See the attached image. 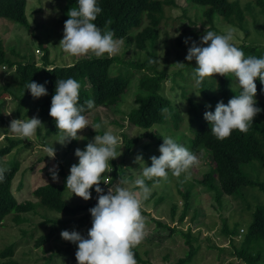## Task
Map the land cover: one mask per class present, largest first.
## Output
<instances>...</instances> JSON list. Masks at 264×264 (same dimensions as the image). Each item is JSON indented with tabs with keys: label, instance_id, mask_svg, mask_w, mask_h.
I'll return each mask as SVG.
<instances>
[{
	"label": "trees",
	"instance_id": "1",
	"mask_svg": "<svg viewBox=\"0 0 264 264\" xmlns=\"http://www.w3.org/2000/svg\"><path fill=\"white\" fill-rule=\"evenodd\" d=\"M189 1L201 7V15L210 24L211 29H215L213 23L215 19H219L248 34L244 20L245 13L256 7L264 13V0H248L243 6L238 0ZM176 2V0H98L102 12L98 14L94 23L102 31L112 30L114 38L123 40L126 46L133 45L138 50H144L148 57L143 58L142 61L124 60L120 55L109 56L105 54L102 57H82L67 65H52L49 60L48 48L40 44L39 47L43 49V53L39 65L35 61L27 60L26 55L19 53L14 54L19 55L23 60H12L7 56L0 42V66H14L17 75V79L13 82L15 91L10 90L8 85L0 86V110L4 105V97L8 94H13L17 99V111L23 107L26 100H31L36 103L41 120H46V132L55 134L60 130L56 128L54 118L50 117L48 113L57 79L72 77L80 82L79 103L93 99L95 101L94 107L102 106L114 112L119 111V105L123 101L124 95L132 89L136 106L132 107L125 115L128 123L132 127L146 130L154 125H167L170 136L178 143L187 147L198 157L208 154L211 157L209 168L202 173L197 182L208 189L215 190L216 199L220 197L217 184L220 190L227 195L240 196L242 187H253L261 190L264 196V92H262L264 84H261L258 78L254 81L256 84L255 99L257 106L262 111L253 118L248 131L233 130L227 138L222 140L212 135L211 126L203 119V113L206 110L213 111L218 101L227 104L234 94H238L239 86L234 76L219 74L218 76L206 77L200 85L188 83L181 86L182 97L187 103L184 112L162 93V83L166 78V73L158 69L155 62L149 63V58L154 59L152 49L159 34V26L164 18V11L167 7L176 6ZM26 4L27 0H0V18L29 28ZM72 7H76V0H63L60 5V22L64 23L68 19L67 12ZM178 43L184 44V41L178 40ZM238 47L243 49L245 55L257 57L264 55V48L260 45L243 42ZM122 64L125 65L118 66ZM189 76L191 77L192 73ZM187 80V78H183L184 82ZM28 81H36L41 84L47 81L45 87L48 94L33 98L27 89L24 90V85ZM206 105H210V107L206 108ZM0 118L6 121L1 113ZM144 135L156 140L158 145L163 142L161 133L155 130L146 131ZM4 136H6L8 144L0 147V167L6 168L7 171L3 182H0V228L3 227L4 220L8 215H11L16 224H20L26 219L23 214L36 213L37 207L68 216H75L83 212V216L80 217L82 220L90 218L88 209L95 205L97 194L93 189H90L89 191L93 192V196L89 202L71 205L66 199L68 189L65 186V178L68 172L62 165L58 167L60 183L48 181L35 187L31 193L35 200H17L11 188L19 170V161L12 156L5 161L3 157L9 155L14 148L19 150L22 139ZM137 139L138 137L131 138L123 133V142L126 146L125 155L130 153V149ZM75 141L76 139L71 140L68 143L69 147L73 146ZM147 148L148 145H145L136 152L143 157L146 166H150L149 158L153 155L159 156L160 153H144L143 150ZM253 161L258 163L259 168H250L248 170L250 174H246L243 165ZM122 164L123 161L117 163L114 159L110 160V180L106 177L110 183L119 176L123 177ZM48 175L51 177L50 173ZM169 175L180 181L184 178L185 172L176 177L169 171ZM104 178L102 174L103 181L100 182V185L106 192L110 183L105 184ZM150 181L146 180V184ZM21 185L22 181L20 180L17 187L20 188ZM191 188L192 183L188 184L187 189L182 192L180 184L177 183L176 191L183 200V209L178 216L179 222L183 220L189 208ZM240 197L242 199V196ZM260 198L261 194L258 192V196L252 194L249 200L242 199L245 213L251 210L250 222L246 223L243 213H240L238 214L239 220L233 221L231 225L223 222L221 227V232L229 239L233 254L245 264H264V197L262 202L258 203ZM253 203L256 204L252 206ZM175 208L176 205H173L172 215ZM41 215L44 220L39 222L36 228L30 230L31 237L39 225L45 224L43 222L58 221L56 218ZM65 222L60 221V223ZM242 223L245 224V229L239 232ZM157 224L165 226L160 221H157ZM166 227L170 231H179L188 246L184 256L180 257L174 264H188L197 252V246L193 245L192 242L194 237L191 236L189 230L181 231L175 227ZM23 231L26 233L29 230ZM237 236L240 238L238 245L234 243V238ZM49 240L50 233H43L35 238L34 245L38 247ZM62 251L60 256L62 264L66 259L69 260L70 264H76L75 256L71 254L69 247H65ZM13 252V243L3 245L0 248V258H7V260L0 261V264H18L10 258ZM133 252L135 259L140 264L146 263V260L140 257L135 248ZM66 255L69 256L66 258ZM44 259L47 263H51L53 260L50 256L44 257Z\"/></svg>",
	"mask_w": 264,
	"mask_h": 264
},
{
	"label": "rangeland",
	"instance_id": "2",
	"mask_svg": "<svg viewBox=\"0 0 264 264\" xmlns=\"http://www.w3.org/2000/svg\"><path fill=\"white\" fill-rule=\"evenodd\" d=\"M176 1V6L167 7L164 11V18L159 26V34L152 52L154 53L156 67L166 73V78L162 83V93L184 112L187 103L182 97L181 86L188 83L195 84L193 77L189 75L193 71L192 67L196 65L195 61H185L184 59L191 41L187 44L185 42L184 44H179L178 40L185 41V38L190 37L191 40L198 42L199 37L207 29L221 32L225 27L231 25L215 19L213 23L215 29H211L210 24L201 15L200 6L189 0ZM238 1L241 6L248 2V0ZM62 2L63 0H27L26 14L30 23L29 28L0 18V42L7 56L12 60L19 61L23 59L14 53L24 54L27 60L35 61L40 65V57L43 53V49L39 47L40 44L48 48L49 60L52 65H67L82 57L95 56L92 53L71 56L64 52L58 45L63 35L64 23L59 21L60 5ZM244 20L246 21L248 34L233 26L238 30L234 43L237 46L243 42L252 43L264 48V13L260 12L258 7L251 8L250 12L245 13ZM121 41L120 50L116 55L122 56L124 60L142 61L143 58L148 57L144 50H138L133 45L128 47L123 40ZM178 62L185 63V66L179 67L176 64ZM15 72L14 66H0V86L8 85L10 90L15 91L13 85L14 80L17 79ZM218 75L213 74V76ZM183 78H187V82H184ZM133 97L131 89L130 92L124 95L123 101L119 105V111L117 112L102 106H96L90 110L86 114L89 120V126L78 130V138L74 145L69 147L68 143L62 146L54 142L58 139L61 132L55 134L46 132V120H41L35 102L26 100L23 107L17 111V99L13 94L5 96L4 105L0 110L1 115L6 120L3 121L0 118V147L8 144L6 136L4 135H8L13 139H21L7 130L9 122L12 119L31 118L35 115L38 118L40 117L39 119L43 125V127L37 129L36 135L22 139L19 150L14 148L9 155L3 157L5 161L10 156L19 161V170L17 171L11 188L16 199L19 201L35 200L31 195L32 190L38 185L53 181L48 175L52 165L55 164L58 167L62 165L68 172L70 166L76 163L78 159L74 156V150L76 148L83 149L87 142L96 134H103L104 131H111L119 137L121 154L114 160L117 163L123 161V177L119 176L110 183L106 179L107 177L110 180V165L109 169L103 173L105 177L104 182L110 183L108 185L110 187L112 183L126 180L129 183L124 186L132 188L133 185L131 182L136 179L140 170L146 166L143 157L142 161L137 162L135 160V157L139 155L136 151L148 145V148L143 150L144 153H159L157 141L144 135V133L155 130L161 134L170 136L167 125H154L146 130L132 127L128 123L125 115L132 107L136 106ZM96 125L100 127L97 128ZM123 133L131 138L138 137L136 143L131 147L130 153L126 155L124 154L126 146L123 142ZM80 137L83 138L81 139ZM52 143L55 149V157L54 159H49L46 156L45 147L50 146ZM210 158L208 154L200 156L199 163L185 172L181 183V180L178 181V179H174V177L172 178L168 174L166 180H160L159 183H154V180H151L147 184L151 188V192L147 198L148 200L143 201L141 209L146 224L145 235L135 247L140 257L146 260L145 264H174L186 253L188 246L182 234L179 231H170L166 226L175 227L181 231L189 230L191 236L194 237L192 242L193 245L197 246V252L188 264H245L233 254V248L229 243L228 237L221 232L222 223L226 222L231 225L233 221L239 220L238 214L240 213H243L242 215H244L246 223L250 222L251 210L245 213V206L242 199L249 200L252 194L258 196L259 192L261 198L258 200V203H260L264 196L261 190L253 187L241 188L240 196H242V199L240 196L227 195L220 190L216 182L220 196L219 199H216L215 190L208 189L206 186L197 182V179L201 177L202 173L208 170L211 162ZM258 166L257 162H249L243 165V170L246 174H250L248 170ZM20 180L22 181V185L19 188L17 185ZM60 181L61 179L58 176V180L53 182L60 183ZM177 183L180 184V190L182 192L187 189L188 184L192 183L189 208L181 222L178 221V216L183 209V200L181 195L176 191ZM92 196L93 192H91ZM66 199L71 205H76L87 203L92 198L85 201L67 190ZM255 204L253 203L252 206ZM173 205H176V208L172 215ZM36 209V213H24L23 215L26 219L20 224H16L12 220L11 215L5 218L4 225L0 228V248L5 244L13 243L14 252L10 258L18 264H62L60 262V256L63 253L62 250L65 247H69L71 254H74L76 245L63 240L60 232L62 230H77L82 235H86L87 229L91 227V217L82 220L80 217L83 216V212L75 216H68L48 211L41 207H37ZM41 214L49 218H56L58 221L43 222L45 224L39 225L33 237H31L30 230L36 228V225L44 220ZM60 221L66 222L60 223ZM157 221L162 222L165 226L158 225ZM244 223L240 225L239 232L245 229ZM23 230L29 231L24 233ZM48 232L50 233V240L36 247L34 245L35 238L40 234ZM234 239V243L238 245L240 241L239 236ZM69 255L65 257L67 258ZM48 256L53 258L51 263H47L44 259V257ZM6 260L7 258H0V261ZM63 264H70L69 260L66 259ZM137 264H140V262L137 261Z\"/></svg>",
	"mask_w": 264,
	"mask_h": 264
},
{
	"label": "clouds",
	"instance_id": "3",
	"mask_svg": "<svg viewBox=\"0 0 264 264\" xmlns=\"http://www.w3.org/2000/svg\"><path fill=\"white\" fill-rule=\"evenodd\" d=\"M101 12L98 0H76V7L67 12L68 19L64 21L63 35L58 44L60 48L71 56L118 54L122 41L114 38L112 30L102 31L94 23ZM237 34L235 27L227 26L221 32L204 31L198 42L190 37L184 41L186 44L191 41L184 59L195 61L192 77L196 85H200L206 77H213V74H231L239 86L238 94H234L227 104L218 101L213 111L203 113V119L211 126L212 135L220 140L227 138L233 130L247 132L253 118L262 111L255 99L254 81L258 78L264 84V55H245L243 49L234 43ZM153 62L154 59L149 58V63ZM176 64L185 66L183 62ZM46 83L28 81L24 90L27 89L33 98H39L48 94ZM80 88V82L72 77L55 82L48 114L54 118L56 128L61 132L54 142L62 146L77 139L78 130L89 126L85 113L94 108L95 101L88 99L79 103ZM40 127H43L42 122L34 115L12 119L7 130L18 138L26 139L36 135ZM161 138L159 156L149 158L150 166L140 170L131 182L132 188L125 187L129 182L121 180L112 183L106 192L100 182L103 181L102 174L110 167L109 161L121 154L119 137L111 131H104L103 134H96L83 149L74 150L78 159L69 168L65 186L85 201L92 198L90 189L97 194L95 205L88 209L91 227L86 235L77 230L60 232L63 240L76 245V264H137L133 249L145 235L146 224L141 209L151 192L146 180L159 183L168 178L169 171L179 177L199 163V157L173 137L161 134ZM45 152L49 159H54L53 143L45 147ZM135 160L142 161V156L137 155ZM6 171V168L0 167V182H3ZM58 171L55 164L49 169L53 181L58 180Z\"/></svg>",
	"mask_w": 264,
	"mask_h": 264
}]
</instances>
